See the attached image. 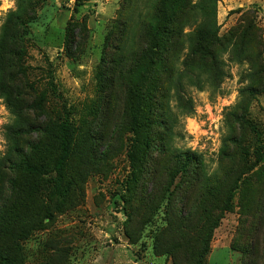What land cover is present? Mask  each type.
<instances>
[{
  "label": "trees",
  "instance_id": "trees-1",
  "mask_svg": "<svg viewBox=\"0 0 264 264\" xmlns=\"http://www.w3.org/2000/svg\"><path fill=\"white\" fill-rule=\"evenodd\" d=\"M125 1L130 8L121 27L114 26L118 36L112 35L117 41V60L101 58L96 71L106 108L102 112L96 103L86 109V117H76L69 109L60 115L50 113L46 96L25 76L24 37L35 18L31 3L16 0L15 8L5 16L0 27V97L17 122L23 119L16 103L42 120L3 126L8 147L0 156V264H25L22 241L40 225L44 228L53 221L55 213L74 206L75 191L85 180L78 166L95 160V149L105 140L103 132L123 125L129 134L125 139L130 171L121 199L126 213L124 233L130 243L138 241L143 226L164 206V224L153 243L155 253L169 255L173 264H203L213 229L231 209L237 189L241 213L264 221V133L248 117L250 100L238 103L229 113V130L218 149L215 169L208 170L202 154L175 148L171 140L178 116L170 99L184 113L193 110L185 81L198 89L218 87L225 75L223 54L229 48L239 61L258 65L257 53L254 57L248 47L255 26L249 22L220 35L219 0ZM137 2L145 7L144 15ZM82 3L75 0L74 11ZM86 17L70 19L64 27L63 49L71 58L77 52V37L88 34ZM111 34L105 51L113 48ZM24 135L34 141L26 140L23 146ZM30 179L32 185L27 183ZM43 180L44 197L38 192ZM38 199L36 212L29 216L26 210ZM139 220V228H132ZM244 251L250 256L247 264H264V245L260 250L250 242Z\"/></svg>",
  "mask_w": 264,
  "mask_h": 264
},
{
  "label": "rangeland",
  "instance_id": "rangeland-1",
  "mask_svg": "<svg viewBox=\"0 0 264 264\" xmlns=\"http://www.w3.org/2000/svg\"><path fill=\"white\" fill-rule=\"evenodd\" d=\"M28 1L35 8V18L29 23L24 37L23 67L28 81L39 94L46 96L47 107L53 115L69 109L76 117H86V109L96 103L103 112L106 98L98 90L96 71L101 58L110 62L117 60V41L112 35L114 38L118 36L114 26L121 27L129 3L125 0H83L74 11L75 0ZM15 6L16 0H0V27L7 12ZM137 7L144 15L143 4L137 2ZM137 13L135 10L134 21ZM82 16H87L88 34L82 35L81 39L77 37L80 40L75 46L77 52L71 58L63 49L64 27L70 19ZM243 19L246 22H242ZM217 22L222 36L251 22L255 29L249 36L250 53L254 57L256 53L257 56L262 54L255 57L256 65L255 61H239L235 50L229 48L223 54L225 75L218 87L198 89L185 81L186 97H190L193 103L190 113H184L177 107L175 99H170V106L178 116L172 145L202 154L209 171L217 166L218 149L229 130V113L238 103L250 100L248 117L264 133V0H219ZM110 32L113 48L105 51ZM105 76L109 78L108 70H105ZM10 94L14 96V93ZM16 105L23 122H17L11 107L0 97V156L8 147L2 135L4 124L42 120L29 111L24 112L21 104ZM114 114L116 120L121 121L117 109ZM110 131L111 128L103 132L105 140L99 150L95 149V160L82 161L78 166L85 180L75 191L74 206L55 213L53 221L47 222L44 228L40 225L22 241L25 264H173L169 255L157 254L153 248L155 234L164 224V206L143 226L136 243H130L124 233L126 213L121 196L130 171L125 139L129 134L124 125ZM26 140L32 142L34 137L24 135L21 139L23 146ZM27 183L32 185L31 179ZM45 187L46 181H39L38 192H43ZM238 199L237 189L231 209L213 229L203 264H247L250 256L244 249L248 243L263 249L264 221L259 223L256 216L241 213ZM39 201L34 200V206L26 210L29 216L36 212ZM139 226L140 220L132 228L138 229Z\"/></svg>",
  "mask_w": 264,
  "mask_h": 264
}]
</instances>
